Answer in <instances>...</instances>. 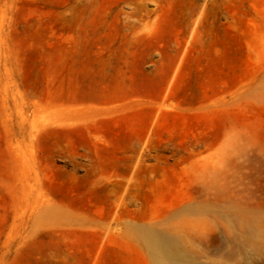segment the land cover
<instances>
[{
	"label": "rangeland",
	"instance_id": "374dc122",
	"mask_svg": "<svg viewBox=\"0 0 264 264\" xmlns=\"http://www.w3.org/2000/svg\"><path fill=\"white\" fill-rule=\"evenodd\" d=\"M264 264V0H0V264Z\"/></svg>",
	"mask_w": 264,
	"mask_h": 264
},
{
	"label": "bare ground",
	"instance_id": "6f19581e",
	"mask_svg": "<svg viewBox=\"0 0 264 264\" xmlns=\"http://www.w3.org/2000/svg\"><path fill=\"white\" fill-rule=\"evenodd\" d=\"M163 251H164V264H167V259L177 260L181 257V252L179 246L175 241V238L170 236L166 237L163 240Z\"/></svg>",
	"mask_w": 264,
	"mask_h": 264
}]
</instances>
